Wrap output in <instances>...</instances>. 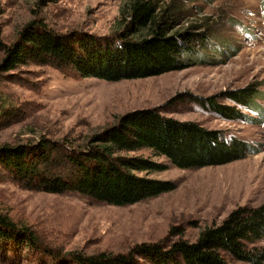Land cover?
<instances>
[{
  "label": "rangeland",
  "instance_id": "rangeland-1",
  "mask_svg": "<svg viewBox=\"0 0 264 264\" xmlns=\"http://www.w3.org/2000/svg\"><path fill=\"white\" fill-rule=\"evenodd\" d=\"M176 2L187 19L206 31L204 43L184 52L189 63L181 70L147 78L107 81L64 73L49 65L27 64L4 73L0 95L16 114L0 119V145L34 142L40 136L55 140L81 139L113 124L123 114L146 108L179 120L192 121L226 138L249 145L245 158L223 165L181 169L151 150L129 155L152 157L167 165L152 177L172 180L177 187L133 205L117 206L72 191L63 194L30 190L0 177V211L31 228L44 247L63 254L88 256L101 252L131 253L139 245L169 250L179 240L194 242L207 226L221 223L238 206L264 203V0H162ZM125 0H0L1 37L17 39L34 17L54 31L72 37H102L118 29ZM3 52L0 50V59ZM257 88V109L230 98ZM213 103L241 110L232 119L215 111ZM231 111L226 113L230 114ZM0 171L4 172L0 165ZM145 174V172H142ZM264 248V237L247 241ZM128 264H159L146 252H133ZM230 263L238 262L227 258ZM176 264H185L180 256ZM0 264H77L57 262L25 243H0Z\"/></svg>",
  "mask_w": 264,
  "mask_h": 264
},
{
  "label": "trees",
  "instance_id": "trees-1",
  "mask_svg": "<svg viewBox=\"0 0 264 264\" xmlns=\"http://www.w3.org/2000/svg\"><path fill=\"white\" fill-rule=\"evenodd\" d=\"M182 9L173 1L163 5L162 0H125L116 21L118 29L102 37H72L34 17L21 28L16 40L5 43L0 25V81L4 73L11 74L30 63L107 81L147 78L184 69L189 63L184 61L183 53H192L194 44L204 43L208 36L200 24L180 28L188 17ZM236 93L230 98L260 111L254 99L257 88ZM212 107L232 119L244 115L234 107L215 103ZM15 109L0 95V119L16 114ZM143 149L165 156L181 169H198L243 159L249 145L242 139L226 138L222 130H208L195 122L146 108L127 112L113 124L77 140L42 135L34 142L4 143L0 145L4 171H0V177L10 178L25 189L56 194L76 191L111 205H133L177 187L172 180L149 175L167 169L166 164L152 157L128 154ZM39 237L0 211V243H25L50 254L56 263L70 259L77 264H128L133 261V252L142 251L159 264H176L177 256L185 264H232L227 258L236 264H264V248L247 244L264 237V203L238 206L221 223L205 227L194 242L179 240L167 251L159 245L142 244L129 254L65 255L44 247Z\"/></svg>",
  "mask_w": 264,
  "mask_h": 264
}]
</instances>
